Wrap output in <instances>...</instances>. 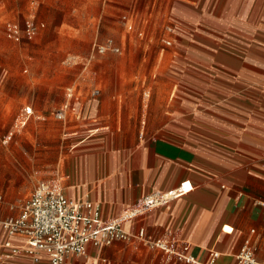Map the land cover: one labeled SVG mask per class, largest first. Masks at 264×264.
<instances>
[{"label": "crops", "instance_id": "1", "mask_svg": "<svg viewBox=\"0 0 264 264\" xmlns=\"http://www.w3.org/2000/svg\"><path fill=\"white\" fill-rule=\"evenodd\" d=\"M186 1L167 39L177 43L167 49L165 94L141 112L137 143L118 154L115 169L101 178L95 161L80 184L65 185L69 175L57 177L68 197L99 203L105 220L174 191L177 196L124 227H144L155 238L179 236L189 242L195 264H207L211 253H217L216 264H236L246 240L264 261V0ZM96 129L90 136L101 128ZM19 213L20 207L16 213L0 210V252H12L6 242L24 244L3 226ZM118 242L90 245L86 255L70 261L113 264L111 253L117 259L127 253L135 255L136 264H193L139 240L125 241L115 251ZM6 258L1 264H34L23 251Z\"/></svg>", "mask_w": 264, "mask_h": 264}, {"label": "rangeland", "instance_id": "2", "mask_svg": "<svg viewBox=\"0 0 264 264\" xmlns=\"http://www.w3.org/2000/svg\"><path fill=\"white\" fill-rule=\"evenodd\" d=\"M186 2L0 0V210L16 213L42 180L80 184L91 161L97 178L115 169L138 141L141 112L165 94L167 49L177 43H166L168 27ZM108 39L120 51L96 50ZM24 106L34 114L18 130ZM109 257L136 264L133 254Z\"/></svg>", "mask_w": 264, "mask_h": 264}, {"label": "built area", "instance_id": "3", "mask_svg": "<svg viewBox=\"0 0 264 264\" xmlns=\"http://www.w3.org/2000/svg\"><path fill=\"white\" fill-rule=\"evenodd\" d=\"M16 29L17 26H14L13 30ZM168 29L171 31V26ZM166 43L171 41L167 40ZM94 47L100 53L120 51L112 39H108L105 44H95ZM94 93H98V90ZM33 114L31 106H24L17 115L15 128H24ZM177 195L174 191L156 194L134 206L131 211L133 214L105 220L101 217L99 203L89 198L68 197L60 177L42 180L21 204L18 216L3 223L7 233L22 238L24 244L13 246L6 242L5 247L12 249L13 253L23 251L29 254L34 264H72L70 258L86 255L90 245L101 247L120 240H139L151 249L163 251L169 257L195 264L196 258L188 253L189 242L179 236L155 238L144 227L136 230L124 227L126 221L144 214L149 207L165 203ZM11 253L0 252V260ZM211 254L207 264H216L217 253ZM236 258V264H264V261L256 258L249 240H246Z\"/></svg>", "mask_w": 264, "mask_h": 264}, {"label": "bare ground", "instance_id": "4", "mask_svg": "<svg viewBox=\"0 0 264 264\" xmlns=\"http://www.w3.org/2000/svg\"><path fill=\"white\" fill-rule=\"evenodd\" d=\"M131 214H133V212ZM226 229H228V226L226 227Z\"/></svg>", "mask_w": 264, "mask_h": 264}]
</instances>
